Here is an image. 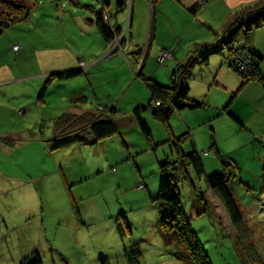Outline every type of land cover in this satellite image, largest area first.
<instances>
[{"label": "rangeland", "instance_id": "374dc122", "mask_svg": "<svg viewBox=\"0 0 264 264\" xmlns=\"http://www.w3.org/2000/svg\"><path fill=\"white\" fill-rule=\"evenodd\" d=\"M20 1L29 5V16L0 29V71H4L6 64L11 72L8 79L5 77L2 79L5 82L0 83V144L3 147L20 144L4 140L6 134L2 132L6 128L22 127L28 132L37 130L38 134L45 130L49 136L57 119L75 114L69 112V108L74 107L72 99L84 95L88 101L82 106L90 110L87 112L114 118L119 133L113 138L125 140L120 148L125 156L120 161L118 155L119 161L112 164L113 169L105 167L102 174L97 173L91 180L71 184L75 191L93 195L81 202L85 205L89 201L84 208L96 222L91 225L86 221V230L80 232L68 225L59 231L49 228L47 223L44 225L42 219L49 222L53 214L46 203L39 202L37 207L32 204L30 209L22 206L23 201L27 202L23 199L35 184L25 182L24 179L31 180V177H25L28 175L22 170L6 163L19 177L15 179L0 169V264H32L34 255H39L43 264H102V258L109 264H133L129 263L127 250L135 248L141 253L135 264H190L179 235L162 233L158 210L151 199V195L155 196L159 191V163L166 159L178 161L175 148L167 141L188 131L182 147L185 152L199 153L205 174L200 176L193 166L182 165V178L176 192L205 253L213 264H264V83L252 81L243 85V79L231 69H239L231 59L235 52L229 53L227 48L221 53L214 52L208 66L200 64V56H192L198 64L185 74L190 97L196 96L208 106L176 112L168 124L154 118L152 110L144 111L142 116L157 144L153 147L134 114L136 106L148 105L151 97L140 75L170 86L173 69L190 58L189 50L196 43L183 49L182 60L177 62L175 52L173 57L170 51L162 52L156 61L150 58L149 61L145 56L137 58L141 48L130 46V23L122 21L135 2L136 13L139 12V0H125L123 8H119L115 0H104L109 6L105 4L100 15L111 33L115 34L117 27H123L121 37L109 46L97 26L99 16L96 13L103 7L101 0ZM150 1L158 0H144L141 17L138 14L132 26L140 40L147 33ZM202 6L203 2H200L199 8ZM257 29L260 31L264 26L254 25L253 31ZM223 31L216 32V35L221 34L220 39ZM204 33L209 38L207 43L215 41L213 34ZM262 33L264 30L260 32L264 41ZM210 36H214L213 41ZM241 36L242 32L236 35V40ZM190 37L203 43L194 34ZM237 42L233 43L236 48ZM74 68L84 73L68 80L57 77V74ZM262 68L264 74V61ZM252 73L253 68L249 66L242 74L248 77ZM197 79L210 82L203 86L205 91L200 95L193 93ZM112 107H116L117 112H112ZM28 136L31 135L22 134L20 140L30 139ZM213 139L219 153L234 162L230 163L231 171L225 169L217 150L210 149ZM90 147L93 146L84 149ZM85 156V162L96 167L98 163L93 164L95 153L85 152ZM68 159L69 164L76 161L73 156ZM8 160L13 162V158ZM216 173L234 175L230 188L244 214L239 229L232 224L222 202L208 191L206 176ZM69 176L78 177L75 173H69ZM40 183L37 182L39 186ZM137 185L139 189H136ZM41 194L45 196L44 190ZM34 196L31 195V201L36 200ZM102 196L106 198L105 204L97 202L95 205L91 200L102 199ZM121 210L126 212L128 223L118 215ZM84 216L87 218L85 211Z\"/></svg>", "mask_w": 264, "mask_h": 264}, {"label": "trees", "instance_id": "16d2710c", "mask_svg": "<svg viewBox=\"0 0 264 264\" xmlns=\"http://www.w3.org/2000/svg\"><path fill=\"white\" fill-rule=\"evenodd\" d=\"M101 2L103 7H101L98 13H96V15L99 16L97 17V26L99 27L106 44L109 46L112 45L114 41H117L118 37H121L123 27L119 26L116 28L115 34L111 33L110 29L105 24L103 17L100 15L104 9V3L107 4V2L104 0H101ZM30 12L31 9L29 5L23 1L0 0V23H2L0 29L7 28L26 19ZM192 12L195 13L196 10H193ZM259 19H261V22ZM254 25H257L258 28L264 26V0H258L254 5L245 6L239 10L236 15L233 16V19L224 26L221 39V34L215 35L216 39L213 43H196L191 46L189 50L190 58L187 61H183L181 64L178 63L173 69L172 84L170 86H163L153 78H147L144 75H140L150 91L151 97L148 105H137L134 114L141 127L142 133L153 147L157 144L154 141L148 122L142 116L144 111L152 110L154 118L168 124L169 120L176 112L184 109L199 110L208 106L205 101L190 97V87L188 81H186L187 78H185V74L192 71L193 66L198 64L197 59L191 58L192 56H200V64L202 66H208L210 62L209 58L214 52L217 51L218 53H221L223 49L227 48L229 53L235 52L233 57L229 54L234 62L235 57L244 63L249 60L250 63L245 70H248L249 66L253 68V73L250 74L251 76L247 77L245 74H242L244 71L231 67V69L238 73L241 79H243V85L252 81L264 83V74L262 72L264 56L261 55L252 45V36L255 31H253ZM240 32H242V36L237 39L238 48H236L233 46V43L237 41L235 37ZM20 47L22 48L21 45ZM236 63L237 62H235V64ZM225 64L228 63L225 62ZM181 69L182 72H180ZM83 73L84 71L76 68L59 73L57 74V77L60 80H68L80 76ZM42 94L43 91L41 92L40 97H42ZM87 101L88 98L84 95L72 99L74 106L86 104ZM157 103H160V105H156ZM100 109L105 111L103 108ZM114 111L117 112L116 107H112V112ZM89 113L91 112L80 115L67 114L57 119L55 123L57 135L53 139H49L45 142L48 150L54 152L72 144L96 145L98 142L119 133V126L114 118L110 116L100 117L97 116L95 112L91 114ZM187 134L189 135V131ZM187 134H183L180 137L173 136L172 140L169 139V141H167V143L172 144L175 148L176 153L178 154V161L171 162L168 159L163 162L159 161L160 170L158 174L160 177V186L159 191H157L153 200L156 205L155 207L158 210L159 228L162 233H176V235H179L180 244L187 251L190 264H213L208 254L205 253L199 237L192 230L191 224L188 222L186 215L181 208L179 196L176 192L178 181L182 178L180 173L182 165L188 164L193 166L196 173L200 176L205 174L199 153L197 151L185 152L182 147V140L188 137ZM210 149L217 150V154L221 158L220 161L222 164L226 165L225 169L231 171L230 163L234 162L231 161V159L228 161L229 159H226L219 153L214 139L213 145ZM233 176V173H216L207 175L206 183L208 191H212L222 202L229 213L232 224L239 229L243 222L244 214L236 202L230 188V182ZM123 216L125 217V214H123ZM127 252L129 255V263L135 264L139 261L141 255L139 249L135 248L131 251L127 250ZM34 258L35 261L32 264H43L39 255H34L33 259ZM101 263L109 264L106 258H102Z\"/></svg>", "mask_w": 264, "mask_h": 264}, {"label": "crops", "instance_id": "0c3cea01", "mask_svg": "<svg viewBox=\"0 0 264 264\" xmlns=\"http://www.w3.org/2000/svg\"><path fill=\"white\" fill-rule=\"evenodd\" d=\"M256 1L257 0H158L156 1L157 3L155 1H150L148 17L146 16L147 33L141 40L136 38V33L132 26L134 20L138 18V14H140L141 17V12H143L145 3L144 0H139V12L136 13L135 2L128 16L122 22L126 24L128 21L130 23L128 31L130 46L132 48H141L136 55L137 58L145 56L148 60L150 58L156 61L162 52L168 50L172 53L175 52L176 56L173 53V57L175 56L174 59L177 62L178 59L182 60L180 57L184 55L183 49L188 48L194 43H198V41L190 39L192 34H194L200 42L206 43L209 38H207L204 32H209V35L213 34L215 36L216 32H221L224 26L233 19V16L236 15L239 10L245 6L254 4ZM200 2H203V6L199 8ZM193 10H196V12L193 13ZM89 21L94 24L93 19L89 18ZM263 30L264 29L259 31L257 29L253 32L252 45L264 56V41L260 38V32ZM194 31L195 33H192ZM127 36L128 34L125 35L126 38ZM214 36H210V39H212L211 41L214 40ZM76 65L78 67V63H76ZM10 73L11 72L7 69V65L4 64V71H0V83L5 82L2 79L5 77V79H8V76L11 75ZM208 82L209 80L197 79L195 82L196 85L193 86L194 95L203 93L205 91L203 86L208 85ZM231 87H233V85ZM192 97L196 98V96ZM87 111L90 110L82 105L74 106L72 109L69 108V112L78 115L85 114ZM6 125L7 124H5V126ZM29 131L31 132H28L27 129H22V127H18L12 129L6 128V131L2 132L6 134V136H3L5 137L4 140L20 144H13L5 147L0 144V169L4 171L5 174L9 172L14 178L19 177L10 169L11 167L6 166V163H8L10 166H14V168L22 170L24 174L28 175L25 177H31V180H24L27 183L31 182L35 184V187L29 190V195L23 199L27 202L23 201L22 206H28L30 209L33 208V205L37 207L39 202H43L42 205L46 203L49 211L53 214H51V221L49 222L42 219L44 225L47 223L49 228L56 231L65 229L67 225L78 232L85 231L86 221L94 225L96 218L84 208L86 204L89 205V201L85 203V205L82 204L81 201H83L85 197L91 198L93 195L91 192L86 194V192L75 191L71 184L76 185L91 180L97 173L102 174L105 167L106 169H113L112 164L119 161V159H117L118 155L121 158L120 161L123 160L122 156L125 152L120 148H122V142L125 143V140L121 139L122 141H118L113 138L116 136L115 134L98 142L96 145L72 144L68 147L51 152L48 150L45 142L49 139H53L57 135L55 124L49 136L46 135L45 130H42L40 134L37 133V130L30 129ZM22 134H30L31 136L28 137L31 138L20 140ZM170 134L172 135V133ZM6 137H11L12 139ZM87 146L93 147L84 149V147ZM94 147L98 148V150L92 151ZM114 149L117 151H114ZM85 152L95 153L93 164L98 163L96 167H91L85 162ZM90 154L91 153H89V155ZM70 156L76 159L72 164H69L68 158ZM9 158H13L12 163L8 160ZM100 158L103 159L102 162L99 161ZM38 160H40V162H37ZM96 168L98 169L94 173ZM69 173H75L78 177L71 178ZM37 182H41V186H39ZM136 189H139L138 185ZM42 190H44L45 196H41L43 195L41 194ZM37 192H39L40 195H38ZM32 194L35 195L34 197L36 200L31 201ZM153 197L155 196L151 195L152 200ZM41 198H45L44 201H41ZM91 200L95 205H97V202L99 204H105L106 198L102 196V199L94 198ZM84 211L87 213V218L84 216ZM123 214H125V217ZM118 215L127 219L126 212L123 210L119 211ZM64 241H62V243Z\"/></svg>", "mask_w": 264, "mask_h": 264}, {"label": "built area", "instance_id": "2783aa9c", "mask_svg": "<svg viewBox=\"0 0 264 264\" xmlns=\"http://www.w3.org/2000/svg\"><path fill=\"white\" fill-rule=\"evenodd\" d=\"M235 62H237L236 64L239 65L238 68L240 71H244L247 68V66L249 65V60H247L246 63H244V62H241L240 60H238L236 58Z\"/></svg>", "mask_w": 264, "mask_h": 264}, {"label": "water", "instance_id": "95a60500", "mask_svg": "<svg viewBox=\"0 0 264 264\" xmlns=\"http://www.w3.org/2000/svg\"><path fill=\"white\" fill-rule=\"evenodd\" d=\"M116 2V5L119 7V8H123L124 5H125V0H115ZM2 23H0L1 25Z\"/></svg>", "mask_w": 264, "mask_h": 264}, {"label": "flooded vegetation", "instance_id": "af4514ba", "mask_svg": "<svg viewBox=\"0 0 264 264\" xmlns=\"http://www.w3.org/2000/svg\"><path fill=\"white\" fill-rule=\"evenodd\" d=\"M105 4H106V3H104V6H105ZM106 5H108V6H109V4H108V3H107Z\"/></svg>", "mask_w": 264, "mask_h": 264}]
</instances>
